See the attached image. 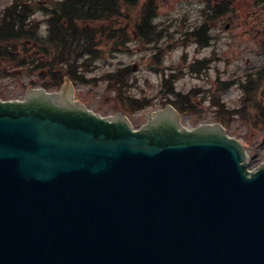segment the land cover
<instances>
[{
	"label": "water",
	"instance_id": "obj_1",
	"mask_svg": "<svg viewBox=\"0 0 264 264\" xmlns=\"http://www.w3.org/2000/svg\"><path fill=\"white\" fill-rule=\"evenodd\" d=\"M74 95L0 101V264H264V164L244 146L171 107L133 131Z\"/></svg>",
	"mask_w": 264,
	"mask_h": 264
},
{
	"label": "rangeland",
	"instance_id": "obj_2",
	"mask_svg": "<svg viewBox=\"0 0 264 264\" xmlns=\"http://www.w3.org/2000/svg\"><path fill=\"white\" fill-rule=\"evenodd\" d=\"M14 0H0V12ZM58 0H27L36 11L35 19L43 32V8H51ZM149 0L135 5L122 6V17L117 19L132 41L113 50L102 43L100 57L89 69L86 84H72L74 98L87 110L101 117L122 113L134 129L146 117L164 107L161 87L163 76L175 75L174 88L182 95L193 91L191 108L181 115L184 127L199 124H220L226 134L238 140L249 158L250 171L264 164V115L257 112L264 98V77L258 72L264 66V55L259 43L264 40V4L255 0H235L228 13L211 16V9L226 0H153V25L160 34L156 38L159 61L154 60L150 44L138 40L134 23L140 10L144 11ZM204 22L210 37L206 47H201L196 37L190 35L195 26ZM105 23L94 24L104 27ZM198 28V27H196ZM155 38V37H154ZM206 63L197 65V61ZM199 71H192L191 67ZM134 68V69H133ZM130 69L124 95L129 94L143 109L123 107L118 94L100 81L101 74L114 70ZM47 74L28 68H15L0 62V100H23L31 88H39ZM65 83V82H64ZM263 89V90H262ZM162 91V92H161ZM262 92V93H261ZM168 99V97L166 98ZM167 105V104H166ZM261 109H264L262 107ZM219 120V121H218Z\"/></svg>",
	"mask_w": 264,
	"mask_h": 264
},
{
	"label": "trees",
	"instance_id": "obj_3",
	"mask_svg": "<svg viewBox=\"0 0 264 264\" xmlns=\"http://www.w3.org/2000/svg\"><path fill=\"white\" fill-rule=\"evenodd\" d=\"M27 0H14L0 12V62L7 63L15 68H28L47 74V80L41 85L46 90L59 89L63 79L67 77L74 84H86L85 76L93 70L91 63L100 56L99 47L102 43L109 45L113 50H120L125 44L132 41V37L123 28H118L117 19L121 18L122 6L135 5L140 0H58L51 8H43L45 34H41L39 24L35 19L36 11L29 6ZM149 0L144 11L140 10L134 29L139 40L147 44H155L159 33L152 25L156 16L153 14L155 6ZM224 4L211 9L212 18L228 13V9L235 0H226ZM264 4V0H255ZM105 23L104 27H95L94 24ZM205 24L193 28L190 35L196 37L200 46H207L210 40ZM155 37V38H154ZM264 55V40L259 43ZM159 53V52H158ZM154 60L159 61L158 54ZM202 64V63H201ZM130 69L114 70L102 78L118 94L121 102L127 101L131 110H136L139 101L132 100V96L125 94ZM198 71V70H197ZM264 77V67L257 74ZM172 77V76H171ZM164 84L168 86L173 99L168 100L180 112L191 108L189 94L181 95L172 90V78ZM263 90V89H262ZM196 95V90L194 91ZM262 93V92H261ZM264 100V98H261ZM146 105V104H145ZM144 104L139 105L142 109ZM264 101L257 112H263ZM264 117V115H262ZM219 121V120H218Z\"/></svg>",
	"mask_w": 264,
	"mask_h": 264
}]
</instances>
